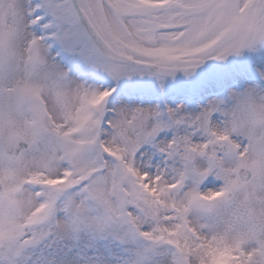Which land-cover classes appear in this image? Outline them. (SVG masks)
Instances as JSON below:
<instances>
[{
    "label": "snow or ice",
    "instance_id": "6c2138e0",
    "mask_svg": "<svg viewBox=\"0 0 264 264\" xmlns=\"http://www.w3.org/2000/svg\"><path fill=\"white\" fill-rule=\"evenodd\" d=\"M0 264H264V0H0Z\"/></svg>",
    "mask_w": 264,
    "mask_h": 264
}]
</instances>
